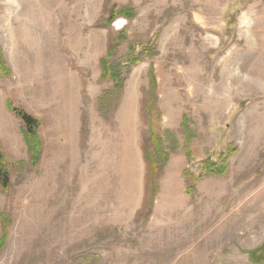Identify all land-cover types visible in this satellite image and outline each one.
<instances>
[{
	"label": "rangeland",
	"instance_id": "374dc122",
	"mask_svg": "<svg viewBox=\"0 0 264 264\" xmlns=\"http://www.w3.org/2000/svg\"><path fill=\"white\" fill-rule=\"evenodd\" d=\"M0 71V264H264V0H0Z\"/></svg>",
	"mask_w": 264,
	"mask_h": 264
},
{
	"label": "trees",
	"instance_id": "16d2710c",
	"mask_svg": "<svg viewBox=\"0 0 264 264\" xmlns=\"http://www.w3.org/2000/svg\"><path fill=\"white\" fill-rule=\"evenodd\" d=\"M0 73H1V71H0ZM8 106L10 107V109H13V111L17 115H19L22 118V120L24 122V125L26 127V132H25L26 137L29 136V135L34 136L35 135L34 133L36 132V129L38 128V122H37V120L34 117L26 114L25 112L19 111V110L15 109V108L11 107L10 104H8ZM31 138H35V136L34 137H31ZM29 139H27V140L29 141ZM224 161L225 160H223V162H221L219 165L215 164L214 162L208 161L209 164L207 166V169H208V167L210 168V169H208V171L210 172V174H214V175L215 174H221L224 171L223 170V168H224ZM0 175L2 176V179H4L2 181L0 180V182L2 183V185L5 186L6 181H7V171H6V166L3 163L2 157H0Z\"/></svg>",
	"mask_w": 264,
	"mask_h": 264
}]
</instances>
